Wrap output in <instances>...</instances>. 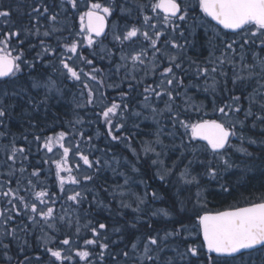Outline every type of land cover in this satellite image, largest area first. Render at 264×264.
<instances>
[{
  "label": "snow or ice",
  "instance_id": "obj_1",
  "mask_svg": "<svg viewBox=\"0 0 264 264\" xmlns=\"http://www.w3.org/2000/svg\"><path fill=\"white\" fill-rule=\"evenodd\" d=\"M11 14L10 10H0V25H3L0 28V80L15 78L23 71L24 65L35 67V61H28L23 50L12 48L13 40L22 45L29 36L43 37L44 39H40L41 50L37 53V59L51 56L53 61H58L61 75L82 85L81 96L84 103H78V108L97 106L96 92L99 88L94 90L89 82L118 92V101L113 99L95 113L102 120L107 137L115 143L129 140L127 136L115 134L125 128L129 115L137 118L143 116L142 111L130 108L129 97L133 90L144 85L140 105L141 108L150 109L151 118L158 125L155 143L162 148L167 147L161 139L163 128L159 127L157 116L168 113L174 129L168 135L175 136L183 129L180 133V144L176 147L180 149V162L187 159L184 170L180 172V180L185 184H199L197 177L191 175V166L194 162L202 165L205 163L200 159V154L210 153L226 168L231 167L226 159L229 150L251 155L242 146L249 123L253 129L259 124L260 131L264 133V0H148V3H143L142 0H131V3L129 0H58V4L53 0V7L44 0H39L28 13L33 21L32 26L20 28L9 27ZM76 19L78 27L75 24ZM70 20L73 22L67 23ZM121 20L124 21L123 24L120 23ZM197 29L203 30L210 46L209 58L205 65L191 62L195 65L194 79L185 84L188 70L183 67L181 54L191 43L188 36H195ZM109 36L112 38V48L104 46V41ZM47 38L55 39V47L46 42ZM57 49H61L59 54ZM85 49L89 50L87 55ZM169 49L176 52L172 53ZM217 49L220 51L219 56L215 55ZM13 51H17V54L13 55ZM97 57L108 61L107 74L103 68L96 66ZM162 57L167 60L166 66H161ZM237 57L243 69L258 68L259 72L250 71L247 77L238 74ZM77 62L79 67L76 66ZM225 65L232 67L231 77L225 70ZM157 69L159 82L145 84L146 78L149 75L155 76ZM105 75L111 83H105ZM254 76H259L256 83L260 88H254L249 93L242 82L252 80ZM201 79L203 86L200 84ZM32 87H43L47 89V93L60 91L51 79L46 83L33 82ZM189 88L202 90L211 97L213 115L210 118H205L209 117L205 110L207 106L202 101L195 102L188 94ZM180 89L184 91L181 92ZM236 89H241L239 95L236 94ZM223 91L228 92V100L218 102L217 95ZM164 97V108L160 109L153 100L159 102ZM105 98V93L101 91L99 99L102 102ZM177 98H180L182 104L177 103ZM0 105H3L2 100ZM192 114H195V119ZM9 116L8 106H0V128L8 127ZM75 122L82 124L84 121L77 117ZM134 126L140 127L138 123ZM4 135L0 131V137ZM68 135L69 133L60 131L45 137L42 143L41 137H34L38 150H43L45 156L54 154V149L60 150L58 160L52 157L42 160L43 164L55 165V186L58 192L50 191L41 180V168H33L24 177V173L28 171L25 161L29 159L25 147H17L13 141L10 148L8 145L0 148L6 155L4 165L7 167V172H0V177H7L0 179V199L9 206L0 209V257L8 264L13 259L9 255L11 243L16 242L23 252L28 247L27 235L36 231H39L38 239L44 246V253L49 257L47 264H70L74 257H78L85 264H95L90 259L93 252L88 246L99 249L95 253L99 264H105L106 256H110L112 264H129L130 261L131 264H193L192 258H195L196 264H235L240 257L252 250L264 251V201L210 212L205 210L207 204L202 200L199 191L191 208L181 202L180 212L176 213L177 219L171 230H153L144 238L137 237L130 242V246L126 244L121 251L112 254L109 252V243L103 242L108 237L104 235L103 241L101 240L102 230L107 225L99 223L96 227L88 221L84 227L91 232V238H83V250L73 251V246L81 239L79 212L84 202L88 201L89 207L93 203L104 206V202L97 199L95 194L89 201L86 193L91 189L87 185L94 181V175L87 170L98 173L105 167H112L113 162L119 166L120 161L115 158L113 161H102L100 157L90 159L88 154L80 151V143H66ZM79 135L81 139L84 138L83 132ZM87 140L90 142L92 137L89 136ZM234 140H239L241 146L237 147ZM248 143L255 144L256 141L249 137ZM73 147L76 149L74 154L78 156L76 173L81 169L79 161L85 166L82 178L74 174L73 167L69 166V154ZM143 151L145 154L155 153L157 157L160 155L150 145L145 146ZM132 152L139 160L135 149ZM186 153L192 158L188 159ZM152 163L157 164V160ZM113 171L117 172V169L113 168ZM132 171L136 172L138 169L133 165ZM166 171L170 175L172 169ZM117 174L124 175L120 172ZM205 174L212 179L217 177L218 173L212 166V161L207 163ZM157 175L162 181L165 179L164 174L158 172ZM13 179L15 187H12ZM124 183L128 184L127 177ZM66 185L74 187L66 188ZM223 190L228 191L226 187ZM22 192L26 195H22ZM110 194L115 199V191ZM152 198H156L155 192L152 193ZM58 200L62 209L59 214L55 208ZM145 203V198L138 197V204L132 211L140 212V205ZM120 204L123 208L130 207L123 200ZM70 209L76 211L75 218L69 215ZM152 215L171 218L173 211L157 209ZM18 219L20 222L15 223ZM60 226L69 231L63 233L59 245L50 246L56 245ZM135 226L132 225L133 228ZM73 227L74 233L71 232ZM148 227L151 229L152 225L149 224ZM21 233L24 234L23 237L20 236ZM177 239L180 243H176ZM20 264H44V261L40 256L33 260L25 255Z\"/></svg>",
  "mask_w": 264,
  "mask_h": 264
},
{
  "label": "trees",
  "instance_id": "obj_2",
  "mask_svg": "<svg viewBox=\"0 0 264 264\" xmlns=\"http://www.w3.org/2000/svg\"><path fill=\"white\" fill-rule=\"evenodd\" d=\"M50 7H53V0H44ZM58 4V0H56ZM142 2H147V0H142ZM39 0H0V10H10L11 11V23L9 27L20 28L23 26L31 27L33 21L30 20L28 13L31 12V8L38 4ZM2 4V5H1ZM58 10V8L56 9ZM63 22V21H62ZM73 21H68L71 24ZM121 24L124 23L123 20L120 21ZM75 24L78 27V19L75 20ZM3 27V25H2ZM1 28V25H0ZM43 31V29H41ZM187 35V33H186ZM40 39L43 37L29 36L25 39L24 44H18V41L13 40L12 48L17 50H23L24 56L28 61H35V67L29 68L27 65L23 66V71L18 73L15 78L5 79L0 81V100L3 101V105L8 106V111L10 116L7 120L8 127L6 129L0 128L5 135L0 137V148L4 145L11 147L14 141L17 147H25L28 154V161H25V166L28 171L24 173V177L32 171L33 168H41V180L52 192H58V188L55 186V165L54 164H43L42 160L47 158L43 150H38V144L34 137H41L40 143L47 136H53L60 131H65L69 133L67 138L77 140L83 145L84 149L87 150V154L90 159H95L100 157L103 160L113 161V158L118 159L123 162V165L117 166L112 163V167H105L101 171L92 172L94 175V181L89 182L87 187L91 189L90 192L86 193L89 197V201L92 199L93 194L97 196V199L104 202V206H97L95 203L89 207V202L85 201L84 206L80 209V226H81V239L78 244L73 246V251L80 249L83 250V238H91V232L84 227L88 221H91L93 226L98 227L99 223H104L107 225L105 230H102L101 240L103 241V236L108 237L107 242L109 243V252L115 254L121 251L126 244L130 246V242L135 240L137 237L144 238V236L152 232L153 230H160L161 232L165 229L171 230L173 227V222L177 219L176 213L180 212L181 202L188 208H191L195 203L196 197H191L189 199L184 195L185 191H182L180 179L178 178L179 172L183 169L184 165L187 164V159L181 161L180 149L176 146L180 144V133L183 129H180V133L175 136L165 135L166 148L160 147L164 157H167L168 166L172 167V163L178 162L176 164V171L169 177H166L163 181L159 179L157 175L158 171L152 164V159L145 157L142 145L148 141H152L155 135L156 125L149 121L144 120L142 117L130 116L127 119L125 128L121 129L119 132L115 133L121 137H129L127 142L115 143L110 140L106 135V129L101 119L96 116L104 104L110 103L113 99L119 100L118 92L112 88H100L94 82H89L90 86L99 91L96 92L97 95V106L95 108H83L77 107V104H83L84 98L81 96L82 85L78 82H73L67 79L65 76L61 75V71L58 61H53L51 56L44 57V59H37V53L40 49ZM191 43L185 48L182 55V63L184 60L196 61L197 64L206 63L209 58L210 46L204 37L203 30L197 29L195 36H188ZM109 46L112 48L113 43L111 41V36L107 40ZM47 43L55 47L56 41L53 38H47ZM183 43V40H181ZM35 45V47H33ZM61 49H57V54ZM89 50L85 49V55H87ZM13 54H17V51H13ZM215 55L219 56L220 51L215 50ZM51 61V63H50ZM162 65L166 66L167 60H161ZM249 63H251V58L249 57ZM188 63H185L187 65ZM54 65V66H53ZM79 67V63L76 64ZM96 66L104 69L105 74H107L109 69V64L107 60H101L96 58ZM188 66V65H187ZM186 66V67H187ZM185 67V68H186ZM194 66L190 67V72L188 69L189 77H185V84L189 83L194 79ZM87 70V69H86ZM225 70L228 72L229 77L232 76V67L225 65ZM259 72V69H243L239 63V58L237 57L236 72L242 76L247 77L249 72ZM159 73V72H158ZM107 77L105 75L104 79ZM49 79L55 82L56 87L60 90L57 92L53 90L51 93H47V89L33 88V82L46 83ZM222 79V78H221ZM259 76H254L252 80H246L242 83L246 85V91L252 92V90L259 89L260 85L256 83ZM211 81H209L210 83ZM106 84L111 83V81L105 80ZM154 79L149 81V84H153ZM201 83V81H200ZM264 83V81H262ZM125 90L127 86L125 85ZM144 85H140L138 90H133L131 96L129 97L130 108L137 110L140 106V101L143 97L141 93L143 92ZM229 88H231V83L229 82ZM183 89H180L182 92ZM105 93V99L101 102L99 99L100 92ZM236 94H240L241 89H236ZM7 95H4V93ZM47 93V95H46ZM86 94V93H85ZM190 94L193 96L195 102H203L206 105L210 118L211 112V97L203 92L202 90L197 91L192 89ZM228 92L223 91L218 93V102H227ZM178 104H182V101H178ZM0 105V106H3ZM247 101H245V106ZM195 119V114H192ZM77 117H80L84 122L82 124L76 123ZM144 117V116H143ZM167 117V116H166ZM168 119V117H167ZM169 124L172 125L170 119H168ZM138 123L139 128L135 127L134 124ZM261 126L253 129L249 123L248 127L245 129V141L243 147L247 149L248 153L251 155H245L238 153L233 150H229L226 159H228L231 167H225V165H216L217 169L220 171L221 166H223V174L217 175L215 179L206 176V166L209 161H213L215 158L210 153L200 154V159L204 160L205 163L202 165L198 162H194L191 166V173L200 179V190L204 191L202 194V200L207 204L206 211H223L225 209H231L239 206H247V204L258 203L259 201H264V133L260 131ZM174 129L170 127L168 133L173 132ZM80 132H83L84 138L81 139ZM91 136L92 140L88 142L87 138ZM27 137V139H25ZM251 137L256 141L255 144L248 143V138ZM235 142H240L239 140H234ZM233 141V143H234ZM241 143V142H240ZM132 148H135L139 155V160L133 155ZM56 156L52 159H59V149H55ZM58 154V155H57ZM231 154V155H230ZM51 155V154H49ZM188 159H191V155L186 153ZM229 157V158H228ZM6 155L3 151H0V172H7V167L4 165ZM124 159H129L130 162L137 166L138 171L133 172L131 168L124 163ZM213 164V163H212ZM20 166L19 159L17 160V168ZM113 168L117 169V172H125V177L128 178V184L123 187H117V185L124 184V175H118L113 171ZM125 169V170H124ZM123 171V172H122ZM19 176V172H17ZM7 177H0V179H6ZM82 178V177H81ZM26 183V180L24 181ZM12 187H15V179H13ZM23 187V183L21 184ZM74 186L66 185V188H71ZM226 187L228 191H224L223 188ZM108 189V191H104ZM188 189L191 190V194L194 195L193 186L188 185ZM143 190L144 192H139ZM113 191L115 193H133L140 194L143 198L145 197L146 203L142 205L140 212L132 211L135 208L134 203L129 204L127 199L124 197L121 199L120 195L116 193L115 199L110 194ZM156 193V198H152V193ZM147 193V195H145ZM26 195L25 193H21ZM195 198V199H194ZM121 200L124 203L129 204L130 207H121ZM61 202L58 200L55 205L56 212L59 214L62 212ZM9 207L3 199H0V209ZM157 209H168L173 211L171 218H164L163 216H153L152 212ZM69 215L73 218L76 216V211L73 209L69 210ZM183 215V213H180ZM19 219L15 223H19ZM135 224V228L132 225ZM151 224L150 229L148 225ZM119 229V231H116ZM2 230V228H0ZM69 230L60 226V234L56 240V245H59V239L63 238V233ZM72 233L75 232V228L71 230ZM154 234V233H153ZM24 234H20L23 237ZM40 235L39 231L30 232L27 235L28 247L25 251H20V245L16 242H12L9 255L13 257L11 264H20L24 260L25 255L31 259H35L36 256H40L47 264L49 257L43 251V244L38 239ZM73 240L76 239L75 235L72 236ZM176 243H180L177 239ZM63 247V246H61ZM89 250L93 252L90 257L95 264H99V259L95 253L99 252L98 248H92L88 246ZM183 250V249H181ZM2 251V250H0ZM193 259V264H196L195 258ZM0 264H8L0 257ZM70 264H85L84 261H79L78 257H74ZM105 264H112L110 256L105 257ZM131 264V261L129 262ZM235 264H264V251H254L240 257Z\"/></svg>",
  "mask_w": 264,
  "mask_h": 264
},
{
  "label": "rangeland",
  "instance_id": "obj_3",
  "mask_svg": "<svg viewBox=\"0 0 264 264\" xmlns=\"http://www.w3.org/2000/svg\"><path fill=\"white\" fill-rule=\"evenodd\" d=\"M129 3H131V0H129ZM144 3H148V0H147V2H144ZM111 41H112V38H111ZM180 42H181V40H180ZM104 46H106V47H108V48H111L110 46H109V43L107 42V41H104ZM169 51L170 52H172V53H175L176 52V50H174V49H169ZM162 59H165V58H161V60ZM161 60H160V63H161V66H164V65H162V62H161ZM185 62H183V67H184V69H186V70H188L189 69V72H190V67H195V65H193V64H191V60H187V59H185L184 60ZM78 63V62H77ZM185 63H188L187 65H185ZM206 63H202V65H205ZM201 65V64H200ZM187 66V67H186ZM209 67H211V65H208ZM186 67V68H185ZM159 69H157V72H156V75L155 76H152V75H149L147 78H146V80H145V84H149V81H151L152 79H154V82H156V83H158L159 82V79H160V76H159ZM141 76L143 75L142 73L140 74ZM187 77H189V75L187 74ZM113 79H115V77H113ZM105 80H107V81H110L107 77L105 78ZM201 81V86H203V79H201L200 80ZM192 89H195V88H189L188 89V94L190 95V96H192L191 94H190V91L192 90ZM184 90H182V92H183ZM193 97V96H192ZM164 100H166V97H164V98H162L159 102H157V101H155V100H153V103L158 107V108H160V109H163L164 108ZM178 101H180V98H177V103H179ZM141 102V101H140ZM137 110H139V111H142L143 112V116L144 117H148L147 119H145L143 116H142V118L144 119V120H146V121H149V122H151V123H154L153 122V120H152V118H151V116H152V113H151V111H150V109H144V108H141V105L139 106V108L137 109ZM207 112H208V110H206ZM168 117V113H164V115L163 116H157L156 117V119H158L159 121H160V125H159V127H162L163 128V134L161 135V139L163 140V143L165 144V142H166V140H165V135H168V129H170V127H172V125L171 124H169V123H167V122H169V120L167 119V117ZM156 125V129H155V135H156V131H157V127H158V125L157 124H155ZM155 141H156V136L153 138V140L152 141H148V142H146L145 144H143L142 145V147L144 148L145 146H148V145H150L151 147H154L155 149H156V152H159L160 153V155H159V157H157L156 155H155V153H152V152H149V153H147V154H145V157H147V158H150V159H152V161L153 160H157V164H153V166L155 167V169L159 172V173H161V174H164L165 175V178L166 177H169V176H171L172 174H174L175 173V171H176V166L174 167V165H176L177 164V162H178V159L176 160L177 162H175V163H172L171 165H172V167L171 166H168V164H169V162H167V157L165 156L164 157V155L162 154L163 152H162V150L160 149V145L159 144H157V143H155ZM66 143L67 144H69V145H75L76 143H79L77 140H72V139H70V138H67L66 139ZM234 144L237 146V147H240L241 146V143L240 142H235L234 141ZM132 149H135V148H132ZM55 150V149H54ZM75 151H76V149L73 147V150H72V152H70V154H69V166L70 167H73V169H74V174H78V175H80L81 177L83 176V174H85V166H83V162L82 161H79V163H80V165H81V169H80V172L79 173H76V171H75V167H76V164H77V162H78V156H76L74 153H75ZM80 151H82V152H84L85 154H87V150L86 149H84V147H83V145L82 144H80ZM135 152L138 154V152L136 151V149H135ZM239 153V152H238ZM58 155V154H57ZM231 155V154H230ZM54 156H56V151L54 152V154H51V155H47V158L48 157H54ZM227 157V156H226ZM229 158V157H228ZM116 159V158H115ZM118 160V159H117ZM124 164L125 165H127V167L129 166L130 168H131V170H132V166L134 165L133 163H132V161L130 162V160L129 159H124ZM120 163H121V165H123V162H121L120 161ZM212 166L214 167V168H216V170H217V175H220L221 176V174H223V166H221V169H220V171L217 169V166L216 165H218L219 163L221 164V165H223V163L221 162V161H219V160H216V159H214L213 161H212ZM115 164V163H114ZM219 164V165H220ZM135 166V165H134ZM136 168H137V166H135ZM122 168H124V165L122 166ZM138 169V168H137ZM168 169H172V172H171V174L169 175L168 173H167V171L166 170H168ZM125 170V169H124ZM92 170H87V172H89V173H92L91 172ZM181 171H183V169L181 170ZM180 171V172H181ZM123 172V171H122ZM180 172L178 173L179 174V176H178V178L180 179ZM117 173V172H116ZM124 173V177H125V172H123ZM191 175L192 176H194L192 173H191ZM206 176H208V175H206ZM197 177V176H196ZM197 179H198V177H197ZM198 181H199V184L197 185L196 183H192V184H185V183H183V181H181L180 180V184H181V189H183L182 191H185L184 192V195H182V196H186V198L187 199H189L190 197H191V199H192V197L194 196V197H196V194H197V191H201L200 189L202 188H200V179H198ZM188 185H192L193 186V192H194V195H192L191 194V190H189L188 189ZM122 186H126L125 185V183L124 184H122ZM139 192H144L143 190H141V191H139ZM204 191L202 190L201 191V193H203ZM116 193H118L119 195H120V197H121V199L122 198H126L127 199V202L129 203V204H132L133 205V203H134V206L136 207L137 206V204H138V197H142V196H140V194H137V193H133L132 194V196H130V193H126V195H124L122 192V195H121V193H119L118 191L116 192ZM201 196H202V194H201ZM145 198V197H144ZM202 198V197H201ZM195 199V198H194ZM196 200V199H195ZM142 207V205H140V208Z\"/></svg>",
  "mask_w": 264,
  "mask_h": 264
},
{
  "label": "water",
  "instance_id": "obj_4",
  "mask_svg": "<svg viewBox=\"0 0 264 264\" xmlns=\"http://www.w3.org/2000/svg\"><path fill=\"white\" fill-rule=\"evenodd\" d=\"M5 79H7V78H5ZM249 205H250V204H249ZM249 205H247V206H249ZM242 207H245V206H242ZM225 210H230V209H225ZM225 210H224V211H225ZM213 212H214V211H213ZM252 251H254V250H252ZM248 253H249V252H248Z\"/></svg>",
  "mask_w": 264,
  "mask_h": 264
},
{
  "label": "flooded vegetation",
  "instance_id": "obj_5",
  "mask_svg": "<svg viewBox=\"0 0 264 264\" xmlns=\"http://www.w3.org/2000/svg\"><path fill=\"white\" fill-rule=\"evenodd\" d=\"M1 1H3V0H1ZM2 5V4H1ZM0 8H1V6H0ZM1 28H2V25H1ZM13 55H15V54H13Z\"/></svg>",
  "mask_w": 264,
  "mask_h": 264
}]
</instances>
